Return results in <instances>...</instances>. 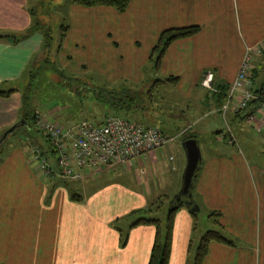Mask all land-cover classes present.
Listing matches in <instances>:
<instances>
[{"label": "crops", "instance_id": "1", "mask_svg": "<svg viewBox=\"0 0 264 264\" xmlns=\"http://www.w3.org/2000/svg\"><path fill=\"white\" fill-rule=\"evenodd\" d=\"M34 5L36 0H0V35L10 36L0 39V90L17 89L8 97H0V136L23 117V91L31 80L29 74L37 64L43 44L40 33L27 37L35 17L31 12ZM69 13L72 21L67 45L83 52L84 61L80 65L87 68L84 73L99 68L102 74H110L101 84L107 87L119 85L124 73L136 74L140 80L141 68L164 30L199 26L196 36L176 41L168 48L159 71L169 78H178L179 83L204 89H207L202 85L205 74L212 72L213 86L207 90L220 106L219 113L224 104L219 101L222 87L234 82L246 48L264 44V0H131L124 14L113 8L77 5ZM12 36L20 41L13 42ZM124 47L134 52L128 63L125 57H120L122 66L131 70L116 72L114 76L107 61L108 52ZM253 68L257 92L264 85V56L254 59ZM37 113L41 112L37 110ZM46 113L42 115L59 125L58 120L66 121L69 129H75L80 120H73L67 110L59 111L57 117ZM232 114L233 123L244 122L237 121ZM192 133L198 137V131ZM257 133L262 134L259 149L264 154V128ZM30 140L45 151L56 169V155L49 141L46 139L45 148L33 135ZM255 152L256 149L248 148L247 156ZM3 153L6 154L5 150ZM210 156L203 164L202 155L195 176V202L201 211L206 208L221 213L224 231L242 239L244 244L229 246L213 242L203 264H264L263 161L250 166L247 157L236 155L235 165L230 166L227 158ZM150 157L154 160L156 154ZM0 161V264H127L126 253L122 263L118 260L121 257L113 253L118 250V234L109 225L121 217L122 211L144 206L145 197H132L125 205H116L108 200L109 194H97L85 205L87 198L83 195L75 193L79 201L71 199L72 182L57 174L46 177L42 172L43 177L41 172L33 171L19 146ZM85 216L89 219V230L85 238L75 241L69 235L71 219H85ZM135 230L148 234L145 244L135 243L136 253L143 252L138 255L140 264H148L155 230L138 226L132 231L131 242ZM70 248L77 251L67 257ZM175 252L171 253L169 264H180Z\"/></svg>", "mask_w": 264, "mask_h": 264}, {"label": "rangeland", "instance_id": "2", "mask_svg": "<svg viewBox=\"0 0 264 264\" xmlns=\"http://www.w3.org/2000/svg\"><path fill=\"white\" fill-rule=\"evenodd\" d=\"M44 1L36 0L33 10L43 23L52 25L55 42L51 59L58 69L64 73V77L59 76L53 69L40 71L39 75L32 79L31 105L35 111L41 112L39 115H42V113L47 114L46 112L50 115L51 112L54 117H57L59 111L67 110V113L71 112L73 120L80 119L77 120L78 123L84 120H89L95 124L101 123L112 113H109L106 107L96 101L94 98L95 93L88 91V88L92 90V88L100 87L101 84L105 83L106 76H111L110 74H102L99 68H93L90 74L84 73L87 68L80 65L84 61L83 52L72 50V47L68 46L67 34L61 41V33H63L61 25H70L72 20L69 12L74 5L69 0H52L51 4H46ZM59 44L62 45V48L57 52ZM133 54L134 52L128 51V47L108 52L107 61L114 76H116V72L131 70V67L122 66L123 59L121 60L120 57H125L128 63ZM67 56L72 58L68 59ZM157 58L158 55L149 56V60L141 68L143 75L140 78L141 81L136 74L124 73V77H122L123 79L119 84L129 85L141 93H143V89L145 91L144 98L148 100H145L146 111L143 116L137 114L131 120L159 128L165 134L175 137V140L159 149L154 160L151 157L140 158L128 164L102 169L100 172L86 173L79 181L67 180L72 182L70 191H73V194L78 193L87 198L85 205H89L90 198L97 194H102V196L103 194H109L108 200L111 204L116 205H125L128 199L132 197H145L146 204L144 206L135 210L122 211L121 217L109 225V228L118 234V250L113 253L121 257L118 259L120 263L124 261V254L126 253L129 258V261H126L127 264H140L141 260L138 259V255L141 256L143 252L136 253L135 243L137 246L145 244L148 234L145 235V233L142 234L135 230V240L133 239L131 242L134 228L138 226L151 227L156 234V226L152 224L134 226L137 221L145 218L158 219L161 221V230L164 233L166 232L168 224L167 211H169L168 200L176 198L181 191L182 179L187 164L186 153L182 145L183 132L186 130H190L191 133L199 132L197 141L203 155V164L211 157L210 155H214L219 158H227L230 161V166H234L235 156L241 155L247 157L250 166L261 164V160L263 161L262 165H264V154H261L259 149L262 134L257 133L246 120L241 124L233 123L231 120L232 110L226 113L227 117L223 116V112L219 113L220 106L213 99L209 90L186 82H167L169 76L156 70ZM43 60L44 55L39 53L37 64L32 70L40 65L42 66L44 64ZM72 77L80 78L89 87L79 84L78 81L71 82L69 78ZM116 78H119V74ZM137 78L138 80H136ZM157 80L161 83H155ZM207 93L210 96L208 99L206 98ZM60 121L57 122L61 123L62 126H70L66 121ZM32 135L37 139L38 144L46 148V139L40 134L37 126L31 122L28 127L17 129L6 139L0 152V160L12 149L19 146L25 154L27 164L33 171L41 172V176L44 177V172L42 173L38 169V163L30 154L32 147H39L30 140ZM248 148L253 151L256 149L254 155L247 156ZM4 150L6 154L3 153ZM171 157L173 160H170ZM92 173L93 176H87V174ZM157 190L159 191L157 192ZM47 194L52 195L51 190L47 191ZM127 195H129V198H127ZM168 197L169 199H166ZM193 200H195L194 195ZM124 209H127V207ZM83 212L86 215V212L82 210L81 213ZM211 213V211L203 208L198 213V217L194 218L188 207H184L176 213L172 253L176 251L175 254L180 264H191L193 262L200 238L208 230L214 229L223 232L235 245L244 244L242 239L231 236L226 230L224 231L222 226L215 225L214 219L209 218ZM219 214L220 221L222 214ZM88 220L87 216H85V219H71L72 226L69 228V235L75 237V241L86 237L85 235L89 230ZM76 251L70 248L67 257L71 256L72 252L76 253Z\"/></svg>", "mask_w": 264, "mask_h": 264}, {"label": "built area", "instance_id": "3", "mask_svg": "<svg viewBox=\"0 0 264 264\" xmlns=\"http://www.w3.org/2000/svg\"><path fill=\"white\" fill-rule=\"evenodd\" d=\"M257 56H264V44L246 48L227 101L222 105V112L224 116L229 110L236 114L247 108L253 100L261 99L257 109L246 118L247 123L261 132L264 128V85L261 93L257 94L253 71ZM213 80L214 74L209 72L205 74L202 85L211 90ZM35 125L49 141L56 155L55 169L43 149L32 147L30 153L38 163V169L46 176L57 174L69 181H79L89 172H100L136 159L149 158L152 153L156 154L175 140V137L165 134L159 128L116 115H109L97 124L89 120L81 121L75 129L37 115Z\"/></svg>", "mask_w": 264, "mask_h": 264}, {"label": "trees", "instance_id": "4", "mask_svg": "<svg viewBox=\"0 0 264 264\" xmlns=\"http://www.w3.org/2000/svg\"><path fill=\"white\" fill-rule=\"evenodd\" d=\"M52 0L45 1L46 4H51ZM71 4L77 5L84 8H113L118 13L124 14L128 11L131 0H69ZM33 13V23L28 29L27 37L35 34L40 33L43 37V44L40 50V53L44 55V64L42 66L37 67L35 70H31L29 77L30 81L27 83V86L25 90L23 91V102H22V119L27 120L28 126L32 122L35 124V119L37 115V111L32 107L31 100H32V93H33V86H32V79H34L36 76L39 75L40 71L45 69L54 70L59 76L64 77V73L60 71L55 64V62L51 59V54L54 49V32L52 29V25L43 23L37 16L36 12L34 10H31ZM62 32L61 33V41L66 37V34L69 30V27L67 25H61ZM200 32L199 26H189V27H182V28H171L164 30L159 38V41L157 45L152 50V55H158L157 63H156V70L158 71L160 69L162 59L168 50V48L176 41L189 39L194 36H196ZM26 37V35H25ZM1 38H10V36H2ZM13 42H17L19 39L12 36L11 37ZM20 41V40H19ZM62 48V45L59 44L57 48V52H59ZM71 82L78 81L79 84H83L87 87V83L82 82V80L79 78H69ZM178 78H169L167 82L171 83H177ZM91 83V82H90ZM155 83H161V81L157 80ZM261 89L259 88L257 90V94L261 93ZM230 90V86H224L222 87V91L219 96V101L221 103H225L227 101L228 93ZM17 89H10V90H0V97H8L12 93L16 92ZM88 91H93L95 93L94 98L99 104H102L103 107H106L109 110V113H112V115H116L122 118H125L128 120H131L134 118L135 115H142L146 111L145 108V100L148 101L146 98H144L145 91L143 89V93L138 92L137 89H134L130 87L129 85L119 84L118 86L114 87H107V86H100L98 88H88ZM150 93V91H149ZM261 99H256L250 102L247 108L241 110L240 112H237L235 114L237 121H244L251 113H253L257 107L259 106ZM133 121V120H132ZM103 122V121H102ZM137 122V121H136ZM140 123V122H138ZM142 124V123H141ZM144 125V124H143ZM145 125V126H149ZM162 129V128H161ZM162 132H164L162 130ZM183 140L187 139H197V135L195 133H191L189 131H186L183 136ZM4 144L0 147V152L3 149ZM79 196L73 195L71 196V199L74 201H79ZM166 199H169L166 198ZM185 200V199H184ZM182 200L180 202L176 201V198H171L168 200V207L169 209L172 208L171 212L167 211V228L166 232L164 233L161 230L160 224L161 221L158 219H140L137 221L134 226L138 225H147L152 224L156 226V234L154 238V243L150 252V257L148 264H169L171 259V253H172V242H173V233H174V222H175V215L176 213L184 208L188 207L190 213L193 215L194 218L198 217V212L192 211L191 207L185 205V201ZM195 201V200H194ZM196 204V202H194ZM153 207V205H151ZM152 209V208H151ZM150 210V209H149ZM151 211V210H150ZM209 218L214 219V224L218 226H222L220 224V214L218 212H212L209 215ZM217 242L226 244L229 246H234V242L229 240L226 235H224L223 232L218 230H208L206 233H204L199 241L198 247L196 249L193 262L191 264H203L205 261V258L208 254L209 247L211 243ZM190 264V263H188Z\"/></svg>", "mask_w": 264, "mask_h": 264}, {"label": "water", "instance_id": "5", "mask_svg": "<svg viewBox=\"0 0 264 264\" xmlns=\"http://www.w3.org/2000/svg\"><path fill=\"white\" fill-rule=\"evenodd\" d=\"M21 127H28V122L25 119H21L16 124H14L11 128L5 130L2 135L0 136V147L4 144L6 139L13 134L17 129ZM183 148L186 153V169L183 175L182 179V188L179 192L178 196L176 197V201L180 202L187 198V200H184L185 205L191 207L192 211L200 212L199 205L194 203L193 200V182L194 178L197 174V171L199 170L200 163L202 160L201 150L199 147V143L197 139L191 138L183 141ZM172 208L169 209V212H171Z\"/></svg>", "mask_w": 264, "mask_h": 264}, {"label": "flooded vegetation", "instance_id": "6", "mask_svg": "<svg viewBox=\"0 0 264 264\" xmlns=\"http://www.w3.org/2000/svg\"><path fill=\"white\" fill-rule=\"evenodd\" d=\"M185 200H187V198H185Z\"/></svg>", "mask_w": 264, "mask_h": 264}]
</instances>
